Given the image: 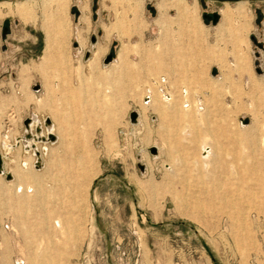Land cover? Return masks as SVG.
<instances>
[{
	"label": "rangeland",
	"instance_id": "rangeland-1",
	"mask_svg": "<svg viewBox=\"0 0 264 264\" xmlns=\"http://www.w3.org/2000/svg\"><path fill=\"white\" fill-rule=\"evenodd\" d=\"M20 1L0 0V17L16 20ZM159 1L69 0L58 26L18 17L37 46L0 74V150L5 172L29 170L21 194L0 176V264H264V0H186L193 23L169 8L162 29ZM238 5L247 44L223 30ZM173 51L188 65L169 64ZM33 118L32 134L47 122L58 138L35 143L38 170L20 145Z\"/></svg>",
	"mask_w": 264,
	"mask_h": 264
},
{
	"label": "bare ground",
	"instance_id": "bare-ground-1",
	"mask_svg": "<svg viewBox=\"0 0 264 264\" xmlns=\"http://www.w3.org/2000/svg\"><path fill=\"white\" fill-rule=\"evenodd\" d=\"M124 1L126 2V5L129 6V8H133V9H137L141 5V0H124ZM68 4H69V0H23V1L16 3L14 5L13 10H14V13L21 19L25 15L31 13L32 11L37 10L42 14V22L44 25H46L49 21H51V19L52 20L54 19L53 21H54L55 25L58 26L59 23L63 20V15L66 12ZM10 6H11L10 3L0 4V7H6L7 9H10ZM169 8H173L177 12L178 17L174 21L178 25H180L181 23L186 24V25H191L193 23V20H194L193 14H194L195 9H196L195 4L190 6L186 0H160L158 3V10L160 11L161 15L156 21V24L159 26L160 29H162V27L166 26V24H167V18L164 16L163 12H165ZM51 12H53V13H51ZM221 13H222V22L224 23L223 25L225 26V28L223 27L224 28L223 30L229 31V33L231 34V38L233 41H235V43H246L247 44V40H246L245 35L250 28V24H249L248 16L246 14L244 7L242 5H238L237 7H234V8L227 7ZM237 46L239 47V45H237ZM128 49L129 48L127 46H122L121 50L118 53V58L119 59L121 58V60H122V57L125 56V53L128 51ZM165 55L169 61V64L175 63V64H178V65L184 66V67L188 65V63H187L188 58L180 52L173 51L172 53H170V54L167 53ZM238 59L240 60V59H242V57H238ZM88 67H89V69H91L92 72L95 71V66L93 64H91V66L89 65ZM164 100H165V106L169 107L171 105L169 100H167V99H164ZM155 108L157 110V107H155ZM186 111H187L186 107L182 106L181 115L175 117L174 120H179L180 118H183V116L186 115V113H185ZM32 122L33 123L35 122L34 118L29 121V124L27 126V131H26L25 135L21 138V141H20L21 144L20 145L24 146L26 148V150L30 149L33 152V154L37 157V159L34 162L32 161L33 163L30 162L32 164V167H30V169L33 168V165H34V169L38 170V169H41L42 167H45V163L41 160L40 155H38L36 146L39 147V145H35V143L40 142V141L46 142L48 140H51L53 142V141L57 140L58 138H57V136L55 137L53 135L54 127H55L54 124L53 123H47V122H45V135H43V131L40 130V127L38 125L39 123L36 124V134L35 135L32 134L31 133L32 131H30V127L32 126ZM135 123H137V120L134 123L131 122V124H135ZM185 132H186V129H185V131H183V134ZM186 134H189V132ZM259 142H260V145L264 148V139H260ZM5 144H6V142H5ZM13 144H15V143H13ZM44 147L40 150V152L41 153L45 152V154H46L47 149ZM206 147L209 148V152L206 154L205 158H202V162L200 164L201 169H205V168L209 167L208 165L210 163V157L213 154V151H212L213 147H211V144L207 141L206 138H203L201 141L200 150H204ZM38 151H39V149H38ZM4 152H6V149ZM28 155L29 154L27 153V156ZM6 156H7V154H6ZM24 158H27V157H24ZM1 159H2V156H1ZM12 162H13V160H12ZM26 162L27 161L20 164V166L18 167L19 171L12 168L9 172L8 171L5 172L6 170H4V168H3L4 163L2 161V169H1L0 176H3V179L5 180V182H7V184L9 183L10 185H13L14 191H16L17 194L23 193V191L25 190V185H24V181H20V179L18 180V182L14 181V180H16L15 179L16 175H20L19 174L20 171L21 172L25 171L27 173V171L29 169H28V165ZM13 163H12V165H13ZM207 163H208V165H207ZM199 174H202V173H199ZM20 178H21V176H20ZM21 180H23V179H21ZM31 180L33 182L35 181V178L33 175H31ZM0 181H1V179H0ZM261 181L264 185V176L262 177ZM32 190H28V191L32 192ZM53 228L55 230H58V231L63 230L64 229L63 221H61L59 219H55L53 221ZM30 262H31V264H33V260H30Z\"/></svg>",
	"mask_w": 264,
	"mask_h": 264
},
{
	"label": "crops",
	"instance_id": "crops-1",
	"mask_svg": "<svg viewBox=\"0 0 264 264\" xmlns=\"http://www.w3.org/2000/svg\"><path fill=\"white\" fill-rule=\"evenodd\" d=\"M16 20L12 15L0 17V74L9 73L10 60L12 58L17 57L20 63H22L26 59H32L34 57L32 50L37 46L36 38H32L25 24L18 17H16ZM19 21L21 22L20 24ZM6 84L7 86L4 87ZM5 88L11 89L8 83H0V90ZM23 151L24 155H26L25 152L27 150L24 146ZM0 155L2 156L3 168L5 170V156L1 150ZM109 264L123 263L120 257H110Z\"/></svg>",
	"mask_w": 264,
	"mask_h": 264
},
{
	"label": "water",
	"instance_id": "water-1",
	"mask_svg": "<svg viewBox=\"0 0 264 264\" xmlns=\"http://www.w3.org/2000/svg\"><path fill=\"white\" fill-rule=\"evenodd\" d=\"M203 22L205 24H208L209 22H212V24H216L218 22V16L217 15H203L202 17ZM112 60L111 55H108L105 59H104V63H109ZM137 115L135 113H131L130 114V120L131 122H134L136 119ZM1 169H2V159L0 156V174H1Z\"/></svg>",
	"mask_w": 264,
	"mask_h": 264
},
{
	"label": "built area",
	"instance_id": "built-area-1",
	"mask_svg": "<svg viewBox=\"0 0 264 264\" xmlns=\"http://www.w3.org/2000/svg\"><path fill=\"white\" fill-rule=\"evenodd\" d=\"M149 101H150V100H149V97L146 95V96L144 97V99H143L142 102H143L144 104H148ZM136 118H138V115H137ZM135 121H136V120H135ZM122 256H123V257H126V255H124V254H122Z\"/></svg>",
	"mask_w": 264,
	"mask_h": 264
}]
</instances>
